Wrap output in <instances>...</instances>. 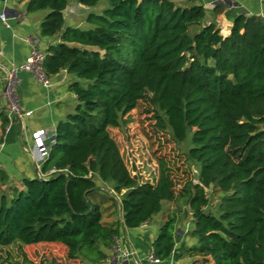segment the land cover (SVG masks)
<instances>
[{
	"label": "trees",
	"instance_id": "obj_1",
	"mask_svg": "<svg viewBox=\"0 0 264 264\" xmlns=\"http://www.w3.org/2000/svg\"><path fill=\"white\" fill-rule=\"evenodd\" d=\"M68 2L26 0L27 12L47 10L40 34L58 35L44 69L71 74L77 102L57 121L40 166L61 171L23 177L18 187L0 166V245L57 244L65 264L98 263L121 227L140 226L164 201L184 199L197 239L185 248L189 264H264V18L240 13L223 36L214 22L203 24L200 0H109L102 13L85 15L92 27L81 28L65 24ZM141 99L153 106L156 129L177 142L189 135L187 171L163 154L154 182L127 167L109 128ZM0 118L1 142L10 120ZM98 181L119 197L110 199L120 218L103 220L90 195ZM208 188L227 193L212 204ZM176 222L169 214L158 229L152 251L159 259L174 247Z\"/></svg>",
	"mask_w": 264,
	"mask_h": 264
},
{
	"label": "crops",
	"instance_id": "obj_2",
	"mask_svg": "<svg viewBox=\"0 0 264 264\" xmlns=\"http://www.w3.org/2000/svg\"><path fill=\"white\" fill-rule=\"evenodd\" d=\"M200 1L206 10L203 24L214 22L223 36L230 32L233 17L240 13L257 14L264 18V0ZM25 4L26 0H0V13L6 14L5 20L0 18V112L5 115H7V100L4 96L5 71L11 65L26 60L31 46L25 41V37L37 36L38 46L44 50L49 44L58 41V35L40 34L39 26L45 12H27ZM65 24H74V21L71 18L65 21ZM17 77L18 101L22 109L29 113L24 115L23 121L13 118L6 125L0 142V166L7 172L10 182L21 187L20 180L23 177L36 176L40 170L35 164V157L37 160L39 157L32 142L31 132L44 128L46 134L51 135L55 131L57 121L74 109L77 100L76 95L68 88L73 76L64 69L49 76L51 82L49 87L41 85L26 71L18 72ZM1 125L0 118V131ZM97 183L100 188L105 185L99 181ZM179 201L182 204H179ZM187 208L184 199H177L167 202L162 206V211L140 226L121 227L117 240L124 248L134 251V254L127 259L118 260L110 257V249H105L108 257L91 264H189L192 258L187 255L185 248L195 244L197 239L189 234L191 215ZM169 214L177 216L174 247L167 258L153 262L147 255L153 249L152 243L159 227ZM120 216L121 213L118 211L117 218ZM113 217L109 215L107 221L116 218Z\"/></svg>",
	"mask_w": 264,
	"mask_h": 264
},
{
	"label": "rangeland",
	"instance_id": "obj_3",
	"mask_svg": "<svg viewBox=\"0 0 264 264\" xmlns=\"http://www.w3.org/2000/svg\"><path fill=\"white\" fill-rule=\"evenodd\" d=\"M109 6V0H99L95 5H84L78 0H69L63 11L64 20L68 21L72 18L74 25L89 28L92 26L85 22L83 17L90 12L102 13ZM43 12L46 13L47 10ZM189 28L191 32L196 29L194 25ZM155 121L153 106L146 99H141L137 106L123 117L120 126L109 128V132L117 142L123 160L130 171L137 174L141 180L152 182L158 176L157 155H165L180 173L188 170L184 154L188 149L189 135L187 140L177 142L172 139L169 131L156 129ZM260 127L264 128V124ZM192 168L194 167L192 166ZM103 186V188L94 190L90 195L95 196L97 201L101 202L103 220L107 222L109 215L114 216L113 218L118 216V210L115 209L114 212L110 196L116 202L119 201V197L112 194L108 185ZM226 193L222 190L211 193V188L207 189L212 204L218 202ZM166 203L164 201L162 206H165ZM179 204L182 202L179 201ZM180 209L182 210V208ZM190 223L192 224L191 218ZM64 257V247L57 244L43 242L27 246L14 242L9 245H0V264H50L51 259H54L58 264H65Z\"/></svg>",
	"mask_w": 264,
	"mask_h": 264
},
{
	"label": "built area",
	"instance_id": "obj_4",
	"mask_svg": "<svg viewBox=\"0 0 264 264\" xmlns=\"http://www.w3.org/2000/svg\"><path fill=\"white\" fill-rule=\"evenodd\" d=\"M5 12L0 13V18L5 20ZM25 41L30 44L31 49L26 58V60L20 64H13L6 69L4 80H5V89L4 96L7 100V116L11 121L13 118H18L23 121L24 115L29 112H25L17 97L16 87L18 77L17 74L20 71L29 72L41 85L44 87H49L51 82L49 75L44 69L43 62L45 58L46 51L38 46L39 40L37 36H27ZM54 132L51 135H47L44 128L36 129L31 132L32 142L36 149L38 160L35 157V164L40 168L41 163L46 158L49 149V143L53 140ZM41 160V161H40ZM62 169L50 168L45 172L39 170L38 176L46 178L51 174H54ZM65 169H63L64 171ZM110 257L112 256L115 259H127L130 255L134 254V251L124 248L118 240L110 248ZM147 258L153 262H158L160 259L153 254V251L147 255Z\"/></svg>",
	"mask_w": 264,
	"mask_h": 264
},
{
	"label": "water",
	"instance_id": "obj_5",
	"mask_svg": "<svg viewBox=\"0 0 264 264\" xmlns=\"http://www.w3.org/2000/svg\"><path fill=\"white\" fill-rule=\"evenodd\" d=\"M192 176H193V181L196 182L198 180V172L195 168H192Z\"/></svg>",
	"mask_w": 264,
	"mask_h": 264
}]
</instances>
